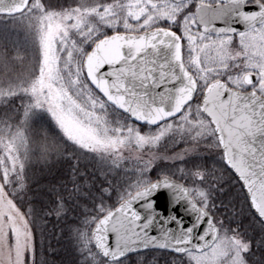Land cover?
I'll return each instance as SVG.
<instances>
[{"label": "snow or ice", "instance_id": "snow-or-ice-1", "mask_svg": "<svg viewBox=\"0 0 264 264\" xmlns=\"http://www.w3.org/2000/svg\"><path fill=\"white\" fill-rule=\"evenodd\" d=\"M0 24V264H49L34 157L117 173L97 184L70 165L74 178L41 193L58 214L91 202L80 264H155L157 250L171 264H264V0H0ZM22 54L27 78L9 71Z\"/></svg>", "mask_w": 264, "mask_h": 264}, {"label": "trees", "instance_id": "trees-1", "mask_svg": "<svg viewBox=\"0 0 264 264\" xmlns=\"http://www.w3.org/2000/svg\"><path fill=\"white\" fill-rule=\"evenodd\" d=\"M16 104H19V102L16 101ZM3 110L4 106L2 107L1 105L0 112L2 113ZM42 124L43 121L37 118L33 126L41 135ZM36 138L39 139L38 136ZM38 155L37 153V156ZM70 165L77 167L81 175L86 172L93 173L97 177V184H99L100 180L104 179L105 174L108 175L109 180H113L114 177L118 178L116 171L111 170L100 161L92 160L91 157H82L79 161L75 158L71 160L62 159L59 163H55L51 167V170L45 167L43 162L38 161L36 157H34L32 172L34 173L33 180L35 182L30 184L31 191L28 193V199L34 200L35 207L40 210L39 219L35 226V241L38 249H41L45 254V258L49 261V264H80L77 230L84 231L88 227L83 221L85 216L89 214L88 210L92 208L90 201L86 199L66 201L65 209L60 210L58 214L57 210H54V205L47 202L49 198L41 195V193L47 192L48 188L51 186L59 187L60 181L74 178L72 177V167H70ZM90 179L91 177H89V180ZM84 183L86 185V191L88 182L85 181ZM103 186H107V183ZM68 187L72 188V185L69 183ZM225 191L226 192L222 195V199L226 202L227 199L230 198L227 187ZM217 194L220 195V193ZM50 199L55 200V197H51ZM113 199H115V197ZM56 203H59V201H56ZM109 203H111V201H109ZM221 211H223V209H221ZM242 222L245 225L248 224L247 220H243ZM92 226L93 224L91 227ZM234 226L235 225H233V227ZM252 234V230L249 229V235L251 236ZM256 239H259L258 234L256 235ZM153 255L158 258L161 257V259L170 257L175 258L173 255H170L169 252L161 250H157ZM259 258L260 251H256L255 259L258 260Z\"/></svg>", "mask_w": 264, "mask_h": 264}, {"label": "rangeland", "instance_id": "rangeland-1", "mask_svg": "<svg viewBox=\"0 0 264 264\" xmlns=\"http://www.w3.org/2000/svg\"><path fill=\"white\" fill-rule=\"evenodd\" d=\"M53 3H58V4H62L64 6H68L69 3H72V0H53ZM5 37H6V33H5L4 25L0 24V45H2L4 43ZM7 37L9 39L10 43H11V41H16L19 44H21L22 46L24 45L25 33H24L22 28L13 29L12 26L9 25V32L7 33ZM237 44H238V41H237ZM9 71L13 75L19 76L20 78H27L28 74L31 71L30 57H25L22 54L21 57L19 59H17L10 66ZM3 72H4L3 66L0 65V75H2ZM17 101L20 103L19 100H17ZM0 107H1V105H0ZM2 107H3V105H2ZM187 146H190V145L180 144L175 149H170L168 154L171 155V152L173 150L179 151L181 148H184ZM161 151H163V149ZM197 152L199 153L200 156L205 158V162L207 163L208 167H211L212 166L211 153L206 150V143L205 142L200 143L199 148L197 149ZM134 159H135V153H133V160ZM131 163H132V161H129L125 167H130ZM157 163L163 165V164H171L172 162L161 160V161H157ZM224 192H226V191H224ZM156 258H158V257H156L154 255L149 257V259H155V264H171L172 260L174 259L173 257L162 258V259H161V257L158 259H156Z\"/></svg>", "mask_w": 264, "mask_h": 264}, {"label": "water", "instance_id": "water-1", "mask_svg": "<svg viewBox=\"0 0 264 264\" xmlns=\"http://www.w3.org/2000/svg\"><path fill=\"white\" fill-rule=\"evenodd\" d=\"M217 26H220L219 22H217ZM238 27H240V29L243 30V25H238ZM164 202H165V201H164V199L162 198L161 203H164ZM92 227H95V225L93 224ZM93 247H94V245H93ZM161 251H167V252H168V250H161Z\"/></svg>", "mask_w": 264, "mask_h": 264}]
</instances>
